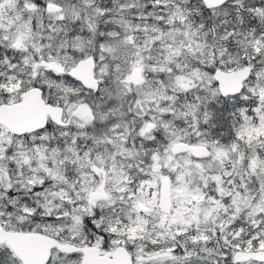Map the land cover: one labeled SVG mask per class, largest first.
I'll list each match as a JSON object with an SVG mask.
<instances>
[{"label": "snow or ice", "instance_id": "1", "mask_svg": "<svg viewBox=\"0 0 264 264\" xmlns=\"http://www.w3.org/2000/svg\"><path fill=\"white\" fill-rule=\"evenodd\" d=\"M0 264H264V0H0Z\"/></svg>", "mask_w": 264, "mask_h": 264}]
</instances>
